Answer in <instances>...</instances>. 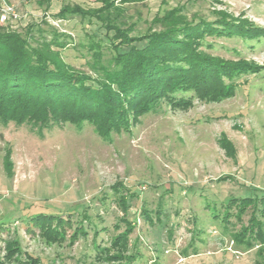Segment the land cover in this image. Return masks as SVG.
I'll return each mask as SVG.
<instances>
[{"label":"rangeland","instance_id":"rangeland-1","mask_svg":"<svg viewBox=\"0 0 264 264\" xmlns=\"http://www.w3.org/2000/svg\"><path fill=\"white\" fill-rule=\"evenodd\" d=\"M9 1L20 19L5 25L6 30L28 37L31 23L48 35L54 26L69 36L64 37L69 43L61 51L63 59L92 73L88 34L104 40V30L78 15L55 18L63 0H53L47 16L35 0ZM70 1L98 5L93 0ZM124 6L125 25L135 27L134 34L161 28L165 17L184 14L212 20L219 10L264 28V0H135ZM207 40L215 44L207 49L210 52L258 67L236 79L230 97L196 98L187 109L163 101L130 131L113 133L111 140L87 122L41 133L28 124L0 125V221L8 222L2 236H17L23 249L45 264H126L107 258L95 261L94 243L110 244L117 233L113 225L122 216L119 202L130 189L134 230L129 250L136 253L131 264H264V245L256 254L234 240L239 221L232 218L227 227L212 213L230 196L264 189V37ZM8 149L11 176L4 168ZM143 209L151 218L146 219ZM36 211L72 214L74 225L86 213L101 232L94 241L90 228L86 237L72 243L68 227L63 243L47 242L29 228L28 218ZM248 217L249 212L243 222ZM124 228L122 224L120 230ZM135 247L138 252L132 250ZM2 248L4 243L1 257Z\"/></svg>","mask_w":264,"mask_h":264},{"label":"trees","instance_id":"trees-1","mask_svg":"<svg viewBox=\"0 0 264 264\" xmlns=\"http://www.w3.org/2000/svg\"><path fill=\"white\" fill-rule=\"evenodd\" d=\"M35 1L44 16L50 14L53 0ZM114 1L93 0L98 3L93 6L63 0L53 13L55 18L78 15L104 30V40L96 33L88 34L92 73L77 70L63 59L61 51L69 43L64 37L69 36L54 26L49 36L39 24H29L26 35L34 40L33 44L21 33L6 30L4 26L9 23L0 25V125L28 124L41 133L66 123L81 126L87 122L103 139L111 140L113 133L130 131L143 115L155 111L163 101L173 108L187 109L196 98L218 101L230 97L234 95L236 79L258 69L245 59L234 61L210 52L207 49L215 44L207 39H259L264 37L263 27L219 10L212 20L188 19L184 14L174 19L165 17L161 28L134 34L135 27L125 25L124 5L135 0H120V4ZM11 154L8 149L4 155V168L10 176ZM125 191L126 197L119 202L122 216L113 225L117 233L111 236L108 246L94 243L95 261L107 258L131 264L136 258V253L129 250L134 230L127 197L131 190ZM248 212L249 217L243 222ZM142 213L146 219L151 218L144 209ZM212 213L227 227L232 218L239 221L234 240L255 249L256 254L260 251L264 245V189L230 196L221 203L220 210L215 208ZM72 217L62 212L36 211L29 216L28 224L34 233L51 243H63L68 227L72 229V243L86 237L90 228L94 241L97 239L101 229L90 222L86 213L75 225ZM6 223L7 220L0 221V251L1 243L5 251L0 264H45L40 257L26 252L17 236H2L8 231ZM122 224L125 228L120 230ZM132 250L138 252L136 247Z\"/></svg>","mask_w":264,"mask_h":264},{"label":"built area","instance_id":"built-area-1","mask_svg":"<svg viewBox=\"0 0 264 264\" xmlns=\"http://www.w3.org/2000/svg\"><path fill=\"white\" fill-rule=\"evenodd\" d=\"M20 19L15 5L9 0H0V25ZM57 24V21H52Z\"/></svg>","mask_w":264,"mask_h":264}]
</instances>
